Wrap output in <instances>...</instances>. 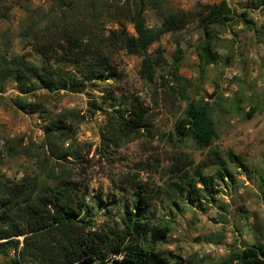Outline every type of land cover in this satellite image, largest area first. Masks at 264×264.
<instances>
[{"label":"rangeland","instance_id":"obj_1","mask_svg":"<svg viewBox=\"0 0 264 264\" xmlns=\"http://www.w3.org/2000/svg\"><path fill=\"white\" fill-rule=\"evenodd\" d=\"M141 1L151 28L161 26L156 2L166 12L192 15L183 31L149 48L154 62L161 57L153 83L139 74L141 57L118 50L106 55L107 80L86 82L80 92L0 86V177L29 176L50 185L48 172L65 170L81 199L95 206V230L122 228L121 216L137 213L140 201L153 225L172 228L157 250L173 251L187 264H237L235 254L264 243V0H83V23L107 35L118 29L117 19L126 23L122 7L134 11ZM221 1L232 9V21L212 26L213 50L222 61L206 64L198 17ZM92 3L101 7L94 17ZM58 16L56 0H0V59L24 56L41 65L38 35L53 63L63 54ZM30 17L37 26L25 37ZM189 102L210 111L219 134L211 148L175 135ZM137 104L149 111L143 128L120 135L118 111ZM37 107L39 114L33 113ZM252 108L257 112L247 119ZM51 145L60 159L49 152ZM212 150L225 159L231 176L220 177ZM229 151L247 168L231 163ZM197 171L214 179L211 195L201 190ZM13 256L0 255V264Z\"/></svg>","mask_w":264,"mask_h":264},{"label":"trees","instance_id":"obj_2","mask_svg":"<svg viewBox=\"0 0 264 264\" xmlns=\"http://www.w3.org/2000/svg\"><path fill=\"white\" fill-rule=\"evenodd\" d=\"M82 3L83 0H56L60 16L55 23L60 25L64 43L59 46L63 54L52 63L43 36L36 35L35 46L42 64L32 63L24 56L3 57L0 59V86L14 82L26 91L80 92L86 82L107 80L110 66L106 55L118 50L141 57L139 74L142 79L153 83L155 66L161 57L154 62L149 48L165 35L183 31L192 17L191 13L184 11L166 12L161 3L156 2L154 6L161 26L151 28L145 19L146 3L141 1L136 3L134 11L126 5L122 7L127 12L126 16L122 15L126 23L117 19L118 29L109 31L107 35H98L90 25L83 23ZM26 10L30 14V10ZM100 10L99 5L92 3L91 17ZM205 10L198 17L199 28L205 35L203 58L206 64H218L222 57L213 50L212 26L231 22L233 11L226 1L207 5ZM33 18L30 17L32 22L25 28V37L36 29ZM91 22L96 23V18ZM246 23L252 22L246 20ZM65 66L73 68V71L65 72ZM148 112L141 104L119 110V134L128 137L139 132ZM256 112L252 108L246 118L251 119ZM33 113H40L38 107ZM175 135L180 140L191 138L199 149L211 148L219 137L209 109L195 102H189L184 116L177 121ZM49 152L61 158L54 146ZM211 152L220 177L231 176L221 154L216 150ZM228 160L247 168L233 151L228 152ZM47 177L50 185L29 176L19 180L0 177V255H14L8 264H187L173 251L156 249L158 244L166 241L172 228L169 224L153 225L146 217V204L141 207L140 201L135 203L137 213L127 210L126 215L121 216L122 228L108 227L106 232L97 231L95 206L81 199L83 195L74 187L65 170L51 169ZM196 177L198 184L203 186L201 190L211 195L214 179L201 171L196 172ZM192 192L197 194L199 190L193 189ZM105 211H108L107 206ZM233 260L237 264H264V243L245 248L235 254Z\"/></svg>","mask_w":264,"mask_h":264}]
</instances>
